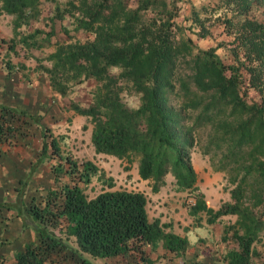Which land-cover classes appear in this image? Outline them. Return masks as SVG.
Here are the masks:
<instances>
[{
  "label": "trees",
  "instance_id": "trees-1",
  "mask_svg": "<svg viewBox=\"0 0 264 264\" xmlns=\"http://www.w3.org/2000/svg\"><path fill=\"white\" fill-rule=\"evenodd\" d=\"M218 1L222 5L208 6L204 12L211 16L219 9L231 10L232 15L224 18L223 26L225 34L233 38L207 48L197 47L191 38H175L174 30L183 28L175 22L179 8L172 0H136L135 7L128 6L129 0H81L77 7L81 17L72 8L60 10L56 6L57 18L77 19L73 29H66L67 34L103 29L107 33L104 31L101 39L105 41H88L87 49L76 45V50L64 57L57 49L50 58L55 68H73L77 75L97 81L89 104L70 103V109L88 117L93 124L94 151L126 160L129 165L125 169L138 161L139 177L154 181L153 193L164 185L163 177L172 173L179 190L194 194L189 214L204 212L209 225L222 216L239 215V227L233 226L227 238L232 240L233 247L226 252L225 264H252V258L260 253L253 245L264 230V211L256 217L241 208L242 184L231 192L234 203H225L217 210L207 206L190 162L192 131L226 112L234 117L226 125L229 136L235 140L231 154L249 146L252 156L264 157V22L246 16L254 0ZM40 2L0 0V13L23 17L29 11L36 13ZM71 6L75 8L73 3ZM147 12L153 15L148 16ZM195 19V26L200 27L195 34L209 35L203 20ZM118 21L123 25H116ZM19 25L16 21L15 27ZM52 35L51 31L44 34L48 39ZM23 40L31 41L26 37ZM226 45L235 59L233 63L224 62L217 52ZM182 63L186 67L179 72L177 68ZM111 68L121 69L125 80L120 82L111 74ZM53 83L56 90L65 93L66 83ZM124 90L138 93L140 104L127 106L121 99ZM250 90L258 93L259 101L250 98ZM189 109L198 110L190 126L185 113ZM20 112L1 107L0 146L12 144L18 135L27 133V127L22 125L27 121L20 119ZM29 118L41 122L36 115ZM40 132L41 154L49 152L57 158L52 167L56 176L71 175L88 182L90 175L99 170L91 161L78 163L63 154L59 145L62 136H55L44 127ZM256 166L255 175L264 181V159ZM146 204V196L140 191L103 190L88 197L74 181L51 191L43 206L31 205L26 210L34 222L61 220L64 234L74 238L79 251L93 257L107 259L132 252L142 259L147 245L154 249L161 245L165 252L184 254L188 238L165 232L169 224L160 223L158 218L150 221ZM63 244L60 237L46 233L38 242L15 251L11 261L7 260L10 264H65L73 253L67 252ZM5 258L0 257V264Z\"/></svg>",
  "mask_w": 264,
  "mask_h": 264
},
{
  "label": "rangeland",
  "instance_id": "rangeland-1",
  "mask_svg": "<svg viewBox=\"0 0 264 264\" xmlns=\"http://www.w3.org/2000/svg\"><path fill=\"white\" fill-rule=\"evenodd\" d=\"M80 1L41 0L36 13L29 11L23 17L0 13V111L1 107H8L25 112L27 115L20 112V119L27 121L22 122V125L28 129L26 134L18 135L12 144L0 146V257H7L1 264H10L15 251L38 242L50 232L61 238L67 252L73 253L67 257L65 264H87L85 261L89 264H148V261H151L150 264H225L226 252L233 247L232 240L227 238L233 231L232 227L238 226L240 216L228 214L209 225L204 212L190 215L189 206L194 203V194L179 190L170 172L163 177L164 185L153 193L151 188L154 181L139 177L138 161L125 169L129 165L126 160L94 151L91 142L93 124L88 117L70 109L71 102L82 105L91 102V91L97 81L77 75L73 68H55L54 60L50 57L57 49L63 57L77 47L86 46L87 49L88 41L97 42L107 33L104 29L97 32H65L66 29H73L77 19L75 16L57 18L56 6L60 10L72 8L76 11L75 15L81 17L77 10ZM172 1L179 8L175 22L183 28V31L174 30L176 39L191 38L197 47L203 48L232 40V36L225 34L223 26L224 18L230 17L232 11L219 9L211 16L204 12L208 6L222 5L218 0ZM128 6L135 7L136 0H129ZM147 15L153 14L147 12ZM246 16L250 20L264 22V0H254ZM195 17L209 27V35L200 37L195 34L200 30L199 26H195ZM16 21L20 23L17 27ZM116 25L122 26L123 23L118 21ZM50 31L53 35L48 39L44 34ZM30 34L33 37L28 36ZM25 37L31 41L24 42ZM217 52L224 62H235L228 45ZM185 67L182 63L177 70L183 72ZM121 71L119 68L110 70L120 82L125 80ZM55 81L66 83L65 93L55 89ZM249 96L257 101L260 99L258 93L252 90ZM139 98L138 93L127 90L121 94L122 101L129 107L138 106ZM185 113L190 126L198 110L189 109ZM29 115H36L41 122L32 121ZM233 118L226 112L192 131L190 162L196 172V185L204 194L207 206L217 210L225 203H234L231 192L242 184L240 206L258 217L264 211V181L255 175L254 170L264 157L252 156L249 146L235 155L231 154L235 140L229 136L226 125L231 124ZM43 127L50 129L55 136L63 137L59 141L63 154H68L78 163L91 161L99 168L90 175L88 182L77 180L71 175L54 174L52 167L57 163V158L49 152L41 154L43 136L40 131ZM74 181H78L88 197L103 190L142 192L147 199L149 220L158 218L160 223L169 224L164 228L165 232L186 236L189 240L187 250L184 254L175 255L165 252L161 245L155 249L147 245L143 248L142 259L132 252L125 256L101 259L79 251L74 238L64 234L61 220L52 223L48 220L34 222L26 207L43 206L51 196V191ZM253 247L260 253L252 258L251 263L264 264V230Z\"/></svg>",
  "mask_w": 264,
  "mask_h": 264
}]
</instances>
